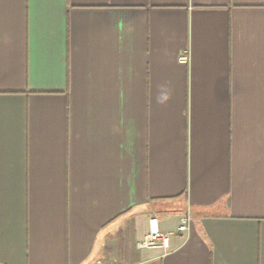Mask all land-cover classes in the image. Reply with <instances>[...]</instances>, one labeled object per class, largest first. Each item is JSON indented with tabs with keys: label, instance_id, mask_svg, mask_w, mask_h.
Masks as SVG:
<instances>
[{
	"label": "crops",
	"instance_id": "0c3cea01",
	"mask_svg": "<svg viewBox=\"0 0 264 264\" xmlns=\"http://www.w3.org/2000/svg\"><path fill=\"white\" fill-rule=\"evenodd\" d=\"M0 264H264V0H0Z\"/></svg>",
	"mask_w": 264,
	"mask_h": 264
},
{
	"label": "built area",
	"instance_id": "2783aa9c",
	"mask_svg": "<svg viewBox=\"0 0 264 264\" xmlns=\"http://www.w3.org/2000/svg\"><path fill=\"white\" fill-rule=\"evenodd\" d=\"M187 228V223L184 220L180 224L178 230L184 231ZM170 237L169 232L162 231L160 227L159 218L153 215L149 219V230L145 236L138 242L140 248H152V247H162L164 250H168L170 247Z\"/></svg>",
	"mask_w": 264,
	"mask_h": 264
}]
</instances>
